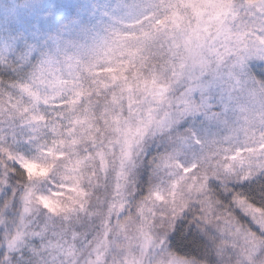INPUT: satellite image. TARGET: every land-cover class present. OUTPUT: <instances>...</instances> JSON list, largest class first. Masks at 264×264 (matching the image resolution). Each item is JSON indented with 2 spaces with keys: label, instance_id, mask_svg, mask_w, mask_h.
<instances>
[{
  "label": "rangeland",
  "instance_id": "1",
  "mask_svg": "<svg viewBox=\"0 0 264 264\" xmlns=\"http://www.w3.org/2000/svg\"><path fill=\"white\" fill-rule=\"evenodd\" d=\"M57 4L100 22L86 50L102 53L98 77L112 101L99 118L76 114L82 77L73 65L0 94V153L28 178L0 264H194L168 244L189 211L219 264H264V212L227 190L264 175V81L247 77L264 79V0H0V21L24 32ZM147 16L162 59L149 71L120 37ZM0 52L12 59L2 33ZM199 104L222 113L196 124L189 113ZM150 142L162 154L142 196L136 176Z\"/></svg>",
  "mask_w": 264,
  "mask_h": 264
},
{
  "label": "trees",
  "instance_id": "2",
  "mask_svg": "<svg viewBox=\"0 0 264 264\" xmlns=\"http://www.w3.org/2000/svg\"><path fill=\"white\" fill-rule=\"evenodd\" d=\"M145 19L139 22V25L131 27L133 29L120 32V37L125 35L123 39L132 50L127 51L137 54L136 63L141 64L140 62L144 61V68L149 71L155 62L162 63V59L153 54L159 51L156 41L160 31L154 27L149 16ZM39 21L36 20L31 26L26 25L24 32L17 30L15 19L9 20L7 24L0 21L2 25L0 33L9 40L12 51V59L5 58L0 52V94L30 87L29 82L35 80L42 69L61 72L68 65H73L82 77L79 84L81 94L74 100L77 105L75 113L92 114L94 118H99L112 101L98 77L99 72L107 70L104 62H101L102 58L100 59L102 53L90 55L86 47L88 42L99 40L98 35L102 30L100 22L79 9L66 11L59 4L47 21L44 20V23ZM101 25L105 27V32L111 33V36H118L114 28L104 22H101ZM78 53L80 57H77ZM72 61L77 63L72 64ZM262 76V73L252 70L247 77L252 86H257L264 81ZM199 105L192 110L193 113H189L192 114L190 119H197L196 124L201 123V119L204 118V115L200 114L222 113L217 107ZM65 106H70L69 102H66ZM107 135L103 142L96 141L88 146L90 153H95L101 146H105L110 132ZM161 154L162 147L157 146L156 142H150L148 154L144 156L136 176L138 192L142 196L149 186L150 167ZM27 181L26 172L14 162H6V156L0 153V261L1 252L18 229L22 208L19 200L26 189ZM215 190L217 199L223 203L227 202L224 190L217 188ZM227 190L232 197L236 196L264 212V175L245 183L229 185ZM236 213L238 220L242 224L246 223L242 214ZM168 244L170 250L181 259L192 261L194 264H219L215 250L203 232V223L198 222L191 211L175 224Z\"/></svg>",
  "mask_w": 264,
  "mask_h": 264
}]
</instances>
